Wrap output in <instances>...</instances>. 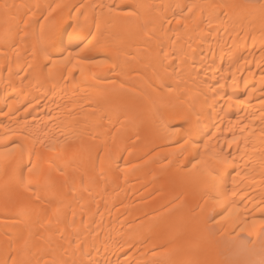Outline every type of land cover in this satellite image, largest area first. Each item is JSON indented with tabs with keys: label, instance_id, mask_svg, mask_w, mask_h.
Listing matches in <instances>:
<instances>
[{
	"label": "bare ground",
	"instance_id": "6f19581e",
	"mask_svg": "<svg viewBox=\"0 0 264 264\" xmlns=\"http://www.w3.org/2000/svg\"><path fill=\"white\" fill-rule=\"evenodd\" d=\"M261 217L264 0H0V264H264Z\"/></svg>",
	"mask_w": 264,
	"mask_h": 264
},
{
	"label": "rangeland",
	"instance_id": "374dc122",
	"mask_svg": "<svg viewBox=\"0 0 264 264\" xmlns=\"http://www.w3.org/2000/svg\"><path fill=\"white\" fill-rule=\"evenodd\" d=\"M255 228H260L261 229L260 230V233H259V238L260 239L264 238V217H261V218L258 219V221L255 224ZM234 234L236 235V233H234ZM236 241L239 242V243H242L243 245H246L247 246V244H249L251 242V238L248 237L245 234H241V235L237 236V240ZM243 255H245V256H243L244 258L242 256L241 257L244 260L245 257L247 256V254L245 253Z\"/></svg>",
	"mask_w": 264,
	"mask_h": 264
}]
</instances>
